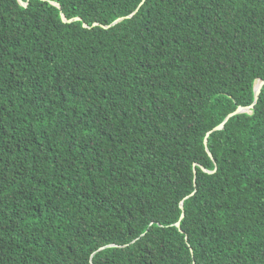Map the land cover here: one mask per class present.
<instances>
[{
  "label": "trees",
  "instance_id": "trees-1",
  "mask_svg": "<svg viewBox=\"0 0 264 264\" xmlns=\"http://www.w3.org/2000/svg\"><path fill=\"white\" fill-rule=\"evenodd\" d=\"M22 1L0 0V264H264V85L205 145L264 80V0Z\"/></svg>",
  "mask_w": 264,
  "mask_h": 264
},
{
  "label": "water",
  "instance_id": "water-1",
  "mask_svg": "<svg viewBox=\"0 0 264 264\" xmlns=\"http://www.w3.org/2000/svg\"><path fill=\"white\" fill-rule=\"evenodd\" d=\"M19 1H20L21 4H25L22 0H19ZM130 16H132V14H131ZM64 20H66L65 17H64ZM263 85H264V80L260 79L259 82H258V83L256 84V86H255V101H254L253 104H251L250 106H247V107H242V106H240L235 112L230 113V114L226 117V119L224 120V122H222L220 125H218V126L215 127L213 130H211V131H209V132L207 133V136H206V138H205V145H206L207 148H208V139H209V135H210L212 132H215V131H218V130L223 129V128L225 127L226 122H227L232 116H234V115H236V114H239V113L250 112V111L255 107L256 103L258 102V99H259V96H260V93H261V90H262ZM203 169H204L205 171L211 172V171H209V170H208L207 168H205V167H204ZM195 184H196V181H195ZM194 194H195V191L192 192L188 197H190V196H192V195H194ZM181 207L184 208V203H183V201H182V203H181ZM183 218H184V213L182 214L180 220L176 223V225H177L178 227H180V225H181V220H182ZM108 246H115V245H114V244H111V245H108ZM106 247H107V246H106ZM104 248H105V247H102V248H100L99 250H102V249H104Z\"/></svg>",
  "mask_w": 264,
  "mask_h": 264
}]
</instances>
